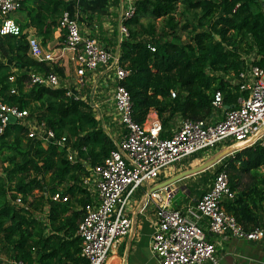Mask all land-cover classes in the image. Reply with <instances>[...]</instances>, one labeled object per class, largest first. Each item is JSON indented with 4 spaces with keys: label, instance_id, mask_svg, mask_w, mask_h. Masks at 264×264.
<instances>
[{
    "label": "trees",
    "instance_id": "16d2710c",
    "mask_svg": "<svg viewBox=\"0 0 264 264\" xmlns=\"http://www.w3.org/2000/svg\"><path fill=\"white\" fill-rule=\"evenodd\" d=\"M25 2L28 7L20 8L25 21H17L19 27L33 29L45 45L68 6L64 0ZM177 5L182 7L180 15L191 12L182 25L189 26L185 41L176 34ZM134 8L125 22L128 34L118 42L119 63L129 71L121 84L130 97L132 120L142 124L152 110L160 138L171 135L174 118H209L216 90L222 93L223 105H234L242 94L232 81L243 70L244 57L252 55L255 64L264 61L260 0H134ZM140 18L147 23L141 24ZM25 36H0V96L7 104L26 108L29 117L43 122L55 137L64 136L66 145L42 146L17 122L0 132V253L5 258L0 264L9 258L23 264H80L75 231L82 207L91 201L82 180L113 142L94 117L88 96L73 100L62 86L28 82L26 69L52 71L60 80L64 76L61 67L27 56ZM61 41L60 36L55 47ZM66 147L75 150L72 161L66 158ZM221 170L234 192L223 202L225 211L245 230L264 227V148L246 147L223 157L210 183ZM54 192L66 200H51ZM16 196L21 205L13 203Z\"/></svg>",
    "mask_w": 264,
    "mask_h": 264
},
{
    "label": "built area",
    "instance_id": "2783aa9c",
    "mask_svg": "<svg viewBox=\"0 0 264 264\" xmlns=\"http://www.w3.org/2000/svg\"><path fill=\"white\" fill-rule=\"evenodd\" d=\"M68 6L67 0H64ZM25 0H0V36L26 33V54L37 63L56 64L67 51L69 70L63 79L52 71L27 70L30 84L50 88H65V95L73 100H84L81 94L90 78H105L110 83V94L116 116L121 127L120 138L112 140L113 148L98 163L88 169V177L82 184L92 190V199L82 207V219L75 234L79 237L78 257L80 264H105L106 254L112 242L131 232L132 217L126 213L127 203L133 192L143 184L155 180L161 170L175 162L216 143L231 139L234 145L224 152L219 161L237 150L246 147L264 148V61L252 63L255 58H244V68L232 83L241 96L234 105H223L219 90L213 93L212 113L203 120L183 119L168 138H160L157 120L137 124L131 118V101L121 84L129 71L119 63L118 52L113 53L95 40L81 36L75 13L64 9L57 21L56 30L62 36L58 47L45 48L40 38L32 34L31 28L21 30L10 14L19 10ZM119 8L118 33L121 39L128 34L126 21L135 12L134 0H117ZM69 7V6H68ZM152 50V49H151ZM11 81L12 77H8ZM13 89L10 93H13ZM174 97L173 91L169 92ZM95 103H91L94 117ZM12 116L25 130L26 136L39 141L42 146L66 145L64 136L55 137L54 132L43 122L29 117L26 108L7 104L0 96V132L7 117ZM13 122V123H14ZM112 139V138H111ZM66 158L73 160L75 150L66 147ZM81 150H84L83 147ZM159 189L151 190L147 198L155 203L153 229L149 236V249L158 264H220L213 243L207 234L249 242H263L264 227L254 226L245 230L233 216L228 214L223 202L232 199L226 173H216L208 189L193 201H187L181 209L168 204L160 197ZM51 200L65 201L66 197L54 192ZM21 205L19 196L13 200ZM199 220L203 223L199 224ZM6 264H23L13 258Z\"/></svg>",
    "mask_w": 264,
    "mask_h": 264
},
{
    "label": "crops",
    "instance_id": "0c3cea01",
    "mask_svg": "<svg viewBox=\"0 0 264 264\" xmlns=\"http://www.w3.org/2000/svg\"><path fill=\"white\" fill-rule=\"evenodd\" d=\"M115 1L111 3V0H67L69 6L68 9L72 13H75V15L80 14V16L78 18L76 16V18L81 36L95 40L97 43L108 48L113 53L118 52V42L121 40L117 29L119 8ZM31 30L32 34L35 35L33 29ZM60 36V33L55 29L52 33L50 41L47 42V48H49V45L53 48V46L58 43V38ZM35 37L40 38L36 35ZM62 54H64V60L59 62V66L63 68V74L66 75L69 70V61L66 60L69 53L63 52ZM106 80L107 79L105 78L99 77L90 78L85 88L81 90V94L85 97L89 96V92L93 89V87L102 88L101 82H106ZM106 87L107 85H105L103 89H106ZM107 91H110V89L105 90L102 96L96 97L95 100H89V102L95 103L96 108L94 110L98 116L97 119H100L102 122V128L105 133L110 138L113 135H116L119 139L121 127L116 122L111 94L109 95V99H107ZM147 116L151 118H147ZM152 120H157V118L155 113L150 110L148 111L143 123L146 124ZM180 121V118H174L173 126L170 129V132H172L179 125ZM195 154L196 153L171 164L172 168H170L167 172H165L164 169L161 170L159 176L155 180L143 184L133 192V198L127 203L128 208L126 211V213L129 214L133 220L131 232L127 236L118 237L112 242L109 247V251L107 252L108 254L106 256L105 264L145 263L142 259V251L140 248H145L149 251V236L153 229V212L155 206V203L147 198V194L156 184L163 182L179 172L193 168L205 162L202 159L195 158ZM216 165L217 163L199 172L210 170L212 175ZM199 172L181 179L170 187L169 191H171V197L168 200L169 205L174 208L181 209L186 205L187 201H193L208 189L210 179H207L201 186L197 185L196 182L193 181L194 177H196V174ZM85 188L89 192V196L92 199L91 188L86 186ZM159 190L161 199L165 200V194L168 190ZM177 193L180 195L179 204L175 202L174 205H172V196L174 195L175 197ZM202 223L203 221L199 220V224ZM206 238L209 242L213 243L216 250V256L219 259L220 264H264L263 242L243 241L242 239L233 238L228 235L216 236L207 234Z\"/></svg>",
    "mask_w": 264,
    "mask_h": 264
},
{
    "label": "rangeland",
    "instance_id": "374dc122",
    "mask_svg": "<svg viewBox=\"0 0 264 264\" xmlns=\"http://www.w3.org/2000/svg\"><path fill=\"white\" fill-rule=\"evenodd\" d=\"M24 6L25 7H28L27 2H24ZM252 8L255 9V7H252ZM181 9H182V7L180 5L179 6L177 5L175 18H176L178 24H177V33L176 34H177V36L179 37L180 40L185 41V40H188V32L187 31H188V27L189 26L187 28H182V25L185 23L186 20H189L191 18V12H184L183 15H180V14H178V12L181 11ZM76 16L78 18L80 16V14L79 15H76ZM10 17L14 21H21V22L25 21L24 12L21 9L15 11L13 13H11L10 14ZM139 22L141 24H146L147 23V18H140ZM154 24H155L156 27H158V25L160 24V21L156 20V21H154ZM61 44H62V41H61ZM43 46L45 48H47L48 45L46 43ZM55 46H57V44H55L53 47H55ZM49 48H52V46L49 45ZM64 52H67V51H64ZM63 56H64V54H62V57L58 59V61L56 62L57 65H59V62H61L62 60H64V57ZM251 57H252V55H249L248 57H244V58L249 59ZM62 70H63V68H62ZM101 83H102V88H100V87H97V88L93 87L92 90L94 92L92 90L89 92V96H88L89 97V100H92V99L95 100L96 97L102 96V94H103V92L105 90H109L110 89L109 88L110 83L107 82V80H106V82H101ZM105 85H107V87H106V89H103ZM106 94H108L107 99H109V97H110L109 96L110 95V91H107ZM147 118H151V117L147 116ZM111 138L113 140H117L118 139V137L116 135H113ZM231 145H234V142L231 139L224 140V141H221V142L216 143L212 148H206V149H203V150L197 152L194 155V157L195 158L202 159L204 161L213 159L214 157L216 159H220L221 156H223V155L219 156L218 154H223L224 152H226L227 150H229V148L232 147ZM170 168H172V165H169L167 167H164L163 169H164L165 172H167V171L170 170ZM210 175H211V171L210 170H206L204 172H199L198 174H196V177H194L193 181L196 182L197 185H200L201 186V185H203L205 183V181L207 179H209ZM179 196H180L179 193H177L175 197H174V195L172 196V199H173V200H171L172 201V205H174L175 202L177 204H179V201H180ZM132 198H133V195L130 196V198L128 199V202ZM140 249L142 251L141 252L142 259L145 262L144 264H158L156 262V260L154 259V256H152L153 254L151 253L150 249H149V251L146 250L145 248H143V249L140 248ZM107 254H106V256H107ZM3 257H4L3 253H0V261L1 262H3L5 260V258H3Z\"/></svg>",
    "mask_w": 264,
    "mask_h": 264
},
{
    "label": "water",
    "instance_id": "95a60500",
    "mask_svg": "<svg viewBox=\"0 0 264 264\" xmlns=\"http://www.w3.org/2000/svg\"><path fill=\"white\" fill-rule=\"evenodd\" d=\"M260 1H261V5H264V0H260ZM7 122L8 123H13L14 122V118L12 116H8L7 117ZM223 154H218V155L221 156ZM216 160H218V159H216L214 157L213 159L207 160V161H205L204 163H202V164H200L198 166H195L193 168H189L187 170L179 172V173L171 176L170 178L164 180L163 182H160V183L156 184L151 190L165 189V190L169 191L170 187L173 184L177 183L178 181H180L181 179H183V178H185L187 176H190L192 174H195V173H197V172H199L201 170H204V169L208 168L209 166L213 165V163L216 162Z\"/></svg>",
    "mask_w": 264,
    "mask_h": 264
}]
</instances>
